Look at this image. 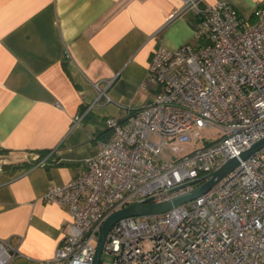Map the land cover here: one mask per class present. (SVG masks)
<instances>
[{
  "label": "built area",
  "instance_id": "2783aa9c",
  "mask_svg": "<svg viewBox=\"0 0 264 264\" xmlns=\"http://www.w3.org/2000/svg\"><path fill=\"white\" fill-rule=\"evenodd\" d=\"M182 1L199 17L201 44L159 46L148 67L152 99L107 119L110 139L86 170L47 189L43 200L71 218L47 264H92L112 213L182 195L264 139V1L248 22L224 1L202 9L198 0ZM212 130L216 137L208 140L204 132ZM15 253L0 239V264ZM103 253L111 264H264V149L190 202L117 221Z\"/></svg>",
  "mask_w": 264,
  "mask_h": 264
},
{
  "label": "crops",
  "instance_id": "0c3cea01",
  "mask_svg": "<svg viewBox=\"0 0 264 264\" xmlns=\"http://www.w3.org/2000/svg\"><path fill=\"white\" fill-rule=\"evenodd\" d=\"M218 1L248 22L264 0L197 7ZM198 20L182 0H0V239L16 250L9 264L53 258L71 218L43 200L47 189L86 170L110 139L107 119L152 99L155 50L201 44Z\"/></svg>",
  "mask_w": 264,
  "mask_h": 264
},
{
  "label": "water",
  "instance_id": "95a60500",
  "mask_svg": "<svg viewBox=\"0 0 264 264\" xmlns=\"http://www.w3.org/2000/svg\"><path fill=\"white\" fill-rule=\"evenodd\" d=\"M264 149V139L258 141L251 148L243 152L238 158H233L227 161L221 168L212 172L210 175L196 180V184L190 191L176 196L172 199L162 201V202H150L149 199L134 202L127 207L120 209L112 213L104 221L99 236L97 238L96 250L94 253V258L92 264H100L103 246L110 228L119 220L127 217H148L153 215H159L172 210L182 204L190 202L209 190H211L217 183H219L227 174H229L233 169H235L240 161H244L254 154Z\"/></svg>",
  "mask_w": 264,
  "mask_h": 264
},
{
  "label": "rangeland",
  "instance_id": "374dc122",
  "mask_svg": "<svg viewBox=\"0 0 264 264\" xmlns=\"http://www.w3.org/2000/svg\"><path fill=\"white\" fill-rule=\"evenodd\" d=\"M204 134L207 136V139L208 140H213L216 137V135L214 133V130H212V131H205ZM191 147H192V145L189 144V145H185L183 148L185 150H187V149H189ZM165 154H167V157H169V158H172L174 156V153H171L170 151H168V153H165ZM100 264H111V258H110V256L108 254H104L103 253Z\"/></svg>",
  "mask_w": 264,
  "mask_h": 264
},
{
  "label": "trees",
  "instance_id": "16d2710c",
  "mask_svg": "<svg viewBox=\"0 0 264 264\" xmlns=\"http://www.w3.org/2000/svg\"><path fill=\"white\" fill-rule=\"evenodd\" d=\"M254 17H255V14L250 18V20L253 21ZM38 160H39L38 158L36 160H32L27 166L35 164Z\"/></svg>",
  "mask_w": 264,
  "mask_h": 264
}]
</instances>
